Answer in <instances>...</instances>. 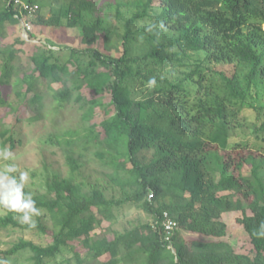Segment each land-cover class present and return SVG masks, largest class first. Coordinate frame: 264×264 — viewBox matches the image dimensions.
Instances as JSON below:
<instances>
[{
	"label": "trees",
	"instance_id": "16d2710c",
	"mask_svg": "<svg viewBox=\"0 0 264 264\" xmlns=\"http://www.w3.org/2000/svg\"><path fill=\"white\" fill-rule=\"evenodd\" d=\"M21 1L40 8V0ZM114 7V24L86 19ZM39 10L0 0V114L38 123L49 95L55 113L80 104L88 126L52 137L72 176H55L46 195L32 196L53 230L5 208L0 217V228L38 231L50 242L20 238L0 261L28 252L31 264H52L69 251L74 264H264V0H72L65 26L79 31L78 47L34 43L33 31L24 38V18ZM38 24L63 25L59 14ZM139 38L148 48L134 54ZM21 55L28 66L17 69ZM246 109L256 114L253 145L235 136ZM13 133L1 126L0 150L15 149ZM88 153L113 171L120 198L84 191L75 175ZM127 206L151 221L95 239ZM165 212L177 223L170 241ZM229 212L242 214L248 253L226 240Z\"/></svg>",
	"mask_w": 264,
	"mask_h": 264
},
{
	"label": "rangeland",
	"instance_id": "374dc122",
	"mask_svg": "<svg viewBox=\"0 0 264 264\" xmlns=\"http://www.w3.org/2000/svg\"><path fill=\"white\" fill-rule=\"evenodd\" d=\"M72 0H40L38 4L40 10L36 16H26L24 22L30 24L33 33L37 34L39 39L34 43H39L41 40L54 39L55 41L68 46L78 47L79 45V31L66 28L65 12ZM112 1L113 4L116 0ZM60 15L62 19V27L54 29L44 28L38 24L39 18L49 20L54 15ZM115 7L106 12L98 13L91 12L87 14V21L92 22L98 18H103L107 23L114 24ZM15 31L10 28L8 40L11 39ZM24 34V33H23ZM28 38L27 34L23 35ZM148 48L144 39L139 38L134 46L133 53L140 54ZM28 60L25 55H21L16 61L17 69L26 68ZM12 96V88L7 92ZM80 104H70L66 108L60 110L58 113L54 112L55 105L52 102L51 96L46 95L44 99V108L42 115L44 120L38 123L27 122L28 114L22 116V121L15 123L14 117L10 113L0 114V128L14 129L13 137L16 140L15 149L11 150L14 154L13 158L4 160L0 157V172L4 171L9 164H14L18 171L10 175L18 177L19 172H28L29 179L25 184L24 189L32 196H44L48 193V185L53 178L57 176L59 179H67L72 175L70 168L65 160V152L59 146L52 142L53 136H62L67 131H82L88 126V122L82 118V110L79 108ZM33 108L31 109V113ZM36 112V111H35ZM30 115V114H29ZM241 123L243 127L238 129L235 133L237 139L249 138L250 145L256 143L255 135L250 134V127L256 122V114L250 109H246L241 114ZM264 136V135H260ZM258 144H260L258 142ZM10 149V145L7 146ZM151 154L148 152V155ZM82 168L80 175H75L77 181L84 184V191H89L92 188L98 187L104 189L108 198H120L122 193L118 186H114L111 182L110 176L113 171L105 168L97 161L93 153H88L86 157L81 160ZM114 213L116 219L113 223L104 222L102 227L97 229L93 235L95 239L98 238H113L114 232L123 233L130 230L134 226L142 223L150 222L151 217L142 210L127 206L121 209H115ZM7 212L0 206V217H5ZM22 215V214H21ZM15 219L23 222L20 216L15 213ZM242 218L241 212H229L223 215L222 219L228 226V236L226 240L232 244L235 250L239 253H248L250 251V243L239 219ZM32 221L39 222L47 230H53V222L45 213L41 211L39 216H33ZM24 223V222H23ZM33 241L36 244L46 245L50 242V238L38 231L20 230V229H2L0 228V250H5L17 243L20 238ZM194 237V236H193ZM201 238V237H198ZM205 239V238H204ZM30 253L25 252L10 259L8 264H31L29 261ZM71 258V259H70ZM108 257H104L106 260ZM70 259L64 264H74L72 253L65 251L58 259V264L62 260Z\"/></svg>",
	"mask_w": 264,
	"mask_h": 264
},
{
	"label": "clouds",
	"instance_id": "9594fccd",
	"mask_svg": "<svg viewBox=\"0 0 264 264\" xmlns=\"http://www.w3.org/2000/svg\"><path fill=\"white\" fill-rule=\"evenodd\" d=\"M150 85H154L155 81H150ZM0 157L8 160L14 157L13 152L7 147L0 150ZM18 171L14 164H9L6 169L0 172V206L15 212L20 216L24 223H28L31 227H35L32 221L33 216H39L40 210L36 207V202L32 198L31 193H26L24 187L29 179L28 172H19L18 177L10 175ZM22 214V215H21ZM0 264H7L6 261H0Z\"/></svg>",
	"mask_w": 264,
	"mask_h": 264
},
{
	"label": "built area",
	"instance_id": "2783aa9c",
	"mask_svg": "<svg viewBox=\"0 0 264 264\" xmlns=\"http://www.w3.org/2000/svg\"><path fill=\"white\" fill-rule=\"evenodd\" d=\"M16 4L21 5L29 15L36 13L39 9L38 5L30 6L21 0H16ZM23 26L24 34L28 35V32L32 31L30 24L23 22ZM162 227L166 234L165 240L170 241L173 232L177 229V223L167 212L163 214Z\"/></svg>",
	"mask_w": 264,
	"mask_h": 264
}]
</instances>
